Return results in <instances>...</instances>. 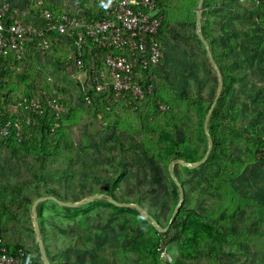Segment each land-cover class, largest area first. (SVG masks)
Returning <instances> with one entry per match:
<instances>
[{"label": "rangeland", "instance_id": "rangeland-1", "mask_svg": "<svg viewBox=\"0 0 264 264\" xmlns=\"http://www.w3.org/2000/svg\"><path fill=\"white\" fill-rule=\"evenodd\" d=\"M198 2L163 1L165 65L156 89L165 99H159L163 108H117L107 124L93 107L76 104L65 109L59 145H50L51 155L43 157L38 146L2 152L0 229L6 243L30 250L37 264H45L42 250L50 264H133L136 256L129 245L140 235H157V226L164 228L177 193L172 214L181 205L193 207L224 235L218 264H237L239 258L264 264V158L259 145L242 133L230 135L219 124L212 139L217 149L193 165L209 148L208 125L217 120L214 109L221 96L223 112L235 128L264 137V5L203 0L197 22ZM57 64L38 60L37 81L46 90L55 87L74 105L79 82ZM173 141L194 161L182 159L180 151L162 161L160 154ZM95 194L101 196L91 199ZM45 195L78 204L46 199L33 211L34 200ZM110 197L139 206L132 208L140 215L118 211ZM219 244L216 233L202 246L218 250ZM164 251L170 256L159 255L164 264L183 258L176 242ZM204 258H183V263L212 264V256Z\"/></svg>", "mask_w": 264, "mask_h": 264}, {"label": "built area", "instance_id": "built-area-1", "mask_svg": "<svg viewBox=\"0 0 264 264\" xmlns=\"http://www.w3.org/2000/svg\"><path fill=\"white\" fill-rule=\"evenodd\" d=\"M162 19L157 0H0V156L11 142L37 137L38 116L49 111L50 136L60 125L66 106L55 87L39 96L24 92L19 82L33 59L58 66L57 43L68 50L70 63L61 67L79 82L74 105L94 108L103 100L107 108L118 102L136 108V101L154 95L165 65ZM10 75L16 88L6 83ZM164 248L160 255L170 259ZM0 264H24L23 251L11 252L1 229Z\"/></svg>", "mask_w": 264, "mask_h": 264}, {"label": "trees", "instance_id": "trees-1", "mask_svg": "<svg viewBox=\"0 0 264 264\" xmlns=\"http://www.w3.org/2000/svg\"><path fill=\"white\" fill-rule=\"evenodd\" d=\"M164 0H157V7L159 9V12L163 15L162 24L160 27V37L163 40V28L165 25V19L164 15L165 9H164ZM164 42V41H163ZM55 49L53 51V56H55L57 63H62V65H68L70 62L66 60V54L68 52L66 46L60 42L55 45ZM58 65V64H57ZM59 66V65H58ZM57 66V68H58ZM38 64L34 63L32 65H28L24 71L23 76L21 79H19L21 84V89L24 90V92L30 93L34 91L39 96L43 95L44 91L46 90V87L43 84H40L37 80V76L40 74L35 72L34 69H37ZM37 75V76H35ZM30 77V78H28ZM14 79L13 75L7 76V85L16 88L14 85V82L12 80ZM30 79V80H29ZM18 81V80H17ZM159 82V81H158ZM50 84V83H49ZM3 87V84L0 83V88ZM63 87V86H61ZM53 88V87H52ZM60 90H64L63 88H60ZM88 94H91L90 91L87 92ZM82 98L84 97V94H81ZM157 99H161L162 102L165 103V99L157 90L155 91L154 95L148 96L146 98L144 103L136 101V108L131 107H125L123 106V102L113 103L109 108H107V105L103 103V100H99L100 102L98 105L96 104L94 109L95 113L100 117V120L103 122H106L107 124L110 123V116L112 113L115 112L117 108H126V109H132V110H141L144 108H149L150 110L158 108ZM219 105L214 109V116L217 118V120H214L210 122L208 125L209 127V135L212 137L213 141L215 142L216 139V131H218L219 124L223 125V130L228 132L230 135H238V134H244L245 138L251 139L254 142L257 143L259 152L264 147V137L261 136H254L253 134H249L248 131L244 129H238L235 128L230 122H229V116L227 114H224V104H223V98L219 99ZM65 106L67 108L72 109L75 108L78 105L68 104L67 99H62ZM85 106V105H83ZM91 108V107H90ZM50 113L46 115H40L38 116V119L40 121L39 126L37 127V137L32 139L28 143H15L11 142V145L9 146V149L13 150L14 147H20L25 149H34L37 148V146L40 149L41 154H43V157L49 156L52 154L50 150V145L52 143H55V147H58V141L59 136L62 134V120L59 126L55 128V131L52 136L49 135L50 132ZM217 149V144L213 145L212 152H214ZM180 151L183 153L182 159H185L186 161L192 162L194 161L193 158L187 154L186 151L183 150L181 145L177 141H173L172 145L164 149L162 154H160V157H162V161L168 159L171 160L175 157L177 152ZM186 152V153H185ZM212 154V153H211ZM211 156V155H210ZM264 158V156H261ZM209 159V158H208ZM208 161V160H207ZM179 199V196L177 193H175V197L173 200V205L171 208V212L168 215L169 221L164 225V227H167L165 231H159L156 228H153V230L157 233L155 236H148L147 238H143V236L136 237L131 244L129 245V251L135 254L136 261H134L133 264H164L160 258V248L161 246H165L176 242L180 246V253L183 256V258H191L196 257L204 258L206 256L211 258L212 264H218L216 262V256L219 252V250L223 249V243H225V237L220 231V229L213 223V222H207L203 219L202 214H200L195 208L181 205L180 208L176 211L174 217H172V212L174 208L176 207L177 201ZM118 211L123 210H129L134 213H139L138 210L132 208V207H123V206H115ZM154 218L157 220V217L154 215ZM218 233L220 238V244L219 249H215L212 246H210L209 249H205L202 246V243L205 239L213 237L214 234ZM160 235V237L158 236ZM158 236V237H157ZM7 247L11 252L17 251L19 248L23 251V261L24 264H37L35 260V255L25 247H23L21 244H14L9 245L6 243ZM183 258H177L175 264H184ZM198 260V261H199ZM205 260V258H204Z\"/></svg>", "mask_w": 264, "mask_h": 264}, {"label": "water", "instance_id": "water-1", "mask_svg": "<svg viewBox=\"0 0 264 264\" xmlns=\"http://www.w3.org/2000/svg\"><path fill=\"white\" fill-rule=\"evenodd\" d=\"M202 2H203V0H199V2H198L197 22H199V20H200V17H199V9L201 8ZM218 92H220V88H219V91H218ZM218 94H219V93H218ZM218 94H217V96H216L215 102H216V100H217V98H218ZM212 108H213V107H212ZM212 108H211V109H212ZM212 142H213V141H212V138L209 136V144H210V145H209V148H208L206 154L204 155V157H203L201 160H199V161H197V162H195V163L193 164L194 166H195V165H198V164H200V163H203L204 161H206V159L208 158V155H209L210 149L212 148ZM100 196H101V195L95 194V195H92V196H91V199L98 198V197H100ZM181 197H182V193H181ZM46 199H52V200H55V201H57V202H59V203H61V204H67V205H77V204H78V202H65V201H63V200H60L59 198H57V197L54 196V195H45V196H40V197H38V198H36V199L34 200V202H33V206H32V210L35 211V206H36V204H37L38 202L43 201V200H46ZM108 200H109L110 202H112L113 204L117 205V206H130V207H135V208H138V209L140 208L139 206H137V205H135V204H133V203L120 202V201H118V200H116V199H114V198H111V197L108 198ZM176 211H177V208L175 209L174 213L172 214V217H174ZM151 218H152V217H151ZM152 219H153V218H152ZM34 229H35L36 235L39 237V236H40V230H39V227H38V224H37L36 221L34 222ZM157 229L160 230V231H165V230L167 229V227L162 228V227H160V226H157ZM39 246H40V248H41V250H42V240H41V239H39ZM42 256H43V259H44V261H45V264H50V262H49L47 256H46L45 253L43 252V250H42Z\"/></svg>", "mask_w": 264, "mask_h": 264}, {"label": "crops", "instance_id": "crops-1", "mask_svg": "<svg viewBox=\"0 0 264 264\" xmlns=\"http://www.w3.org/2000/svg\"><path fill=\"white\" fill-rule=\"evenodd\" d=\"M237 237H242V234H241V233L238 234ZM227 242H230L229 239H228ZM239 242H241V241L239 240ZM239 244H240V243H239ZM223 247H224V246H223ZM237 264H247V262L244 261L243 258H239V260L237 261Z\"/></svg>", "mask_w": 264, "mask_h": 264}]
</instances>
